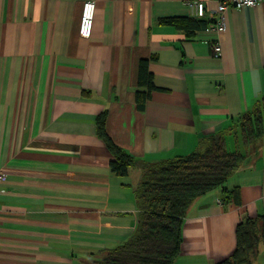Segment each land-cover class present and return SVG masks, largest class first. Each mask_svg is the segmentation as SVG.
Instances as JSON below:
<instances>
[{"label": "crops", "instance_id": "1", "mask_svg": "<svg viewBox=\"0 0 264 264\" xmlns=\"http://www.w3.org/2000/svg\"><path fill=\"white\" fill-rule=\"evenodd\" d=\"M83 1L0 0V264H88L136 228L143 167L216 135L245 158L189 206L174 264L219 261L239 219L264 211V0L228 8L219 32L208 28L219 0H201L204 17L188 0H95L89 38ZM167 17L207 23L186 33ZM141 59L154 87L138 108ZM255 109L260 136L246 143L240 118ZM103 110L109 137L136 157L125 175L96 134Z\"/></svg>", "mask_w": 264, "mask_h": 264}, {"label": "trees", "instance_id": "2", "mask_svg": "<svg viewBox=\"0 0 264 264\" xmlns=\"http://www.w3.org/2000/svg\"><path fill=\"white\" fill-rule=\"evenodd\" d=\"M176 27L186 33L206 26L200 18L172 17ZM135 91L138 108H143L154 87L148 60L138 63ZM264 116V101L262 102ZM107 111L97 114L96 134L105 142L112 157L111 172L125 175L135 165L136 157L117 145L105 130ZM255 110L241 115L240 128L244 141L259 139L260 120ZM243 154L230 151L221 135L205 138L191 153L149 163L143 167L135 187L138 221L134 231L121 243L89 259L88 264H174L182 247V223L189 206L209 190L223 185L228 176L244 160ZM221 199L240 204L238 188H222ZM264 240V211L254 216L244 215L235 226V247L226 257L212 264H253L257 246ZM252 256V257H250Z\"/></svg>", "mask_w": 264, "mask_h": 264}, {"label": "built area", "instance_id": "3", "mask_svg": "<svg viewBox=\"0 0 264 264\" xmlns=\"http://www.w3.org/2000/svg\"><path fill=\"white\" fill-rule=\"evenodd\" d=\"M260 0H219L216 5L215 13L212 14V20L208 23V28L219 32L224 26V12L230 8H241L253 6ZM192 14L197 17H204L206 10L201 0H188ZM95 11V0H84L81 6L79 17L78 33L81 37L89 38L91 35ZM213 55L218 56L220 53L219 41L215 42L212 47Z\"/></svg>", "mask_w": 264, "mask_h": 264}, {"label": "rangeland", "instance_id": "4", "mask_svg": "<svg viewBox=\"0 0 264 264\" xmlns=\"http://www.w3.org/2000/svg\"><path fill=\"white\" fill-rule=\"evenodd\" d=\"M250 257H252V256H250ZM259 260H260V263L259 264H263L262 258H259Z\"/></svg>", "mask_w": 264, "mask_h": 264}]
</instances>
